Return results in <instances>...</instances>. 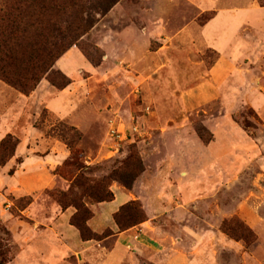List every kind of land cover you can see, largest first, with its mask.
Instances as JSON below:
<instances>
[{
  "label": "rangeland",
  "instance_id": "rangeland-1",
  "mask_svg": "<svg viewBox=\"0 0 264 264\" xmlns=\"http://www.w3.org/2000/svg\"><path fill=\"white\" fill-rule=\"evenodd\" d=\"M6 2L0 0V29L15 18ZM251 3L264 6V0H120L78 42L95 62L84 58L91 71L71 56L74 77L53 66L29 94L0 77V133L7 127L18 141L14 157L0 167V261L10 264L18 252L12 236L19 231L10 221L38 231L49 217L68 211L72 226L76 211L62 210L57 196L68 199L80 174L84 184L108 185L113 200L118 188L132 191L137 183L144 205L129 202H138L145 222L146 210L155 213L151 223L163 231L165 252L175 247L190 264H264V62L237 60L214 82L218 98L212 101L198 105L186 95L218 58L200 46V28L218 11ZM19 40L60 43L55 33L35 37L31 28ZM14 65L24 66L3 60L0 71ZM56 71L70 82L63 89L50 82L63 83ZM64 90L65 104L59 100L62 108L56 109L52 98ZM197 130L210 142L203 143ZM62 151L67 157L58 163L53 156ZM133 154L144 172L126 190L114 172ZM12 170L25 173L28 191L8 187ZM155 195L160 199L153 205ZM105 203L82 199L89 221ZM113 215L118 232L132 229L120 231Z\"/></svg>",
  "mask_w": 264,
  "mask_h": 264
},
{
  "label": "crops",
  "instance_id": "crops-1",
  "mask_svg": "<svg viewBox=\"0 0 264 264\" xmlns=\"http://www.w3.org/2000/svg\"><path fill=\"white\" fill-rule=\"evenodd\" d=\"M199 35L200 46L215 51L218 57L208 77L195 89L186 92V95L192 96V100L196 101L198 105H202L206 101L218 98V90L214 87V82L223 76L226 69L234 65L237 60H248L256 66L258 62H264V6L251 3L243 9L218 11L200 28ZM184 40L188 44L189 39L185 37ZM71 56L77 58L80 64L85 63V71H91L92 67L76 48L67 51L56 61L54 66L67 77H74L76 72L70 68L67 61ZM65 91L56 93L52 100L58 102L61 100L62 102L63 98L65 99ZM64 104L65 101L62 102V105ZM54 108H62L60 102ZM0 122L2 121L0 120ZM8 133L6 127L0 133V139ZM53 157L56 162L60 163L66 159L67 153L62 151ZM24 174L17 170L9 179L8 187L14 189L19 186V191H28L31 186ZM3 183L7 182L3 181ZM137 185V183L134 184L132 191L118 188L112 202L99 204L94 208V217L88 224L92 231L98 235L105 231L112 233L100 241H82L78 231L69 225L71 213L68 211L58 214L55 219L49 217L48 223H46L47 227L38 231L30 228L23 221H10L12 230L16 228L19 231V233L15 231L12 236L14 243L18 245V252L10 264H140L142 262L190 264L184 255L175 251V247L168 248L165 252L164 242L166 241L163 231L151 223L155 216L153 212L150 213L146 210L148 221L144 224L125 232H118L112 221V215L131 200H139L144 205L139 196ZM0 186H2V181H0ZM159 199L160 197L155 195L151 203L155 205ZM57 211L56 207H53L50 214L55 216ZM37 239L40 240L39 244L42 247V251L39 253V256L42 257L40 261L33 257L37 252L34 244ZM68 260H71L72 263Z\"/></svg>",
  "mask_w": 264,
  "mask_h": 264
},
{
  "label": "trees",
  "instance_id": "trees-1",
  "mask_svg": "<svg viewBox=\"0 0 264 264\" xmlns=\"http://www.w3.org/2000/svg\"><path fill=\"white\" fill-rule=\"evenodd\" d=\"M86 1L88 0H7L6 3L12 5L10 9L14 11L15 18L11 21L7 19L6 26L0 29V63L5 60L22 63L24 66L14 65L15 68L8 72L1 66L0 77L21 93L29 94L34 91L43 76L52 74L51 69L56 61L74 46L79 48L80 53L89 63L95 64L78 42L94 27L96 18L105 16L120 0L92 2L89 0V5ZM28 28H31L35 37L41 36L43 32L47 35L55 33L60 43L46 44L37 40L24 43V40L19 39ZM54 74L59 76L63 83L55 84L52 79L50 80L52 85L63 89L70 84L68 78L59 71ZM197 135L203 143L210 142V139H204L200 130H197ZM72 141L67 144L70 149H72ZM17 145L18 141L10 135L1 140L0 167H4L14 157ZM14 172L15 170H12L10 175ZM143 172L141 160L133 154L118 171L114 172V176L123 188L131 190L133 183ZM82 181L84 180L80 174L74 176L69 188V198L66 199L64 194H59L57 203L62 210L69 207L75 209L76 213L70 223L78 230L83 241L100 240L109 232L99 236L88 230L86 223L90 217L85 216L82 199L87 197L96 203H105L112 201L113 195L106 190L108 185H103L104 182L92 181L84 184L87 182ZM113 220L118 229L124 231L145 222L146 217L138 202H129L120 207L113 215ZM0 264L4 263L0 261Z\"/></svg>",
  "mask_w": 264,
  "mask_h": 264
}]
</instances>
